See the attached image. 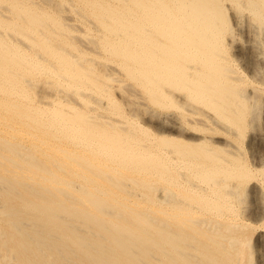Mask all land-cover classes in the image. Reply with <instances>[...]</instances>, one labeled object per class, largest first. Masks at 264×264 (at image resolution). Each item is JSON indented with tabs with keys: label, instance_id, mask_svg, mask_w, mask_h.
Here are the masks:
<instances>
[{
	"label": "bare ground",
	"instance_id": "bare-ground-1",
	"mask_svg": "<svg viewBox=\"0 0 264 264\" xmlns=\"http://www.w3.org/2000/svg\"><path fill=\"white\" fill-rule=\"evenodd\" d=\"M254 140L264 0H0V264H264Z\"/></svg>",
	"mask_w": 264,
	"mask_h": 264
},
{
	"label": "rangeland",
	"instance_id": "rangeland-1",
	"mask_svg": "<svg viewBox=\"0 0 264 264\" xmlns=\"http://www.w3.org/2000/svg\"><path fill=\"white\" fill-rule=\"evenodd\" d=\"M241 36H243V35H241ZM241 36H239L241 39L242 38H244V36L243 37H241ZM240 60H241V62H242V59L240 58ZM118 91V90H117ZM119 92V91H118ZM246 142V139H245V141H244V143ZM263 143H257V141H252V143L250 144V146H251V150L254 152V153H256V152H258V150H260V149H262L263 148ZM249 149V148H248ZM245 195H247V196H245ZM245 195H241L240 196V198H244V200H243V202L241 203L242 204V206H241V204H240V206L242 207V208H244V206H246L245 208H246V210H248V211H246V210H244V212H248L247 214H249V213H252V212H258V211H260V210H258V209H260V206H261V198L259 197V196H257V195H252L250 192L248 193V191H247V194H245ZM257 197V198H256ZM246 198H247V200H246ZM249 198V199H248ZM255 198V199H254ZM254 199V200H253ZM258 199V200H257ZM250 200V201H249ZM259 201L258 203H257V201ZM254 201V202H253ZM247 202V203H246ZM253 203V204H252ZM243 204H244V206H243ZM249 205H251V206H249ZM253 205V206H252ZM249 207V208H248ZM257 208V207H259V208H257V209H255V208ZM250 208H253L252 210L250 209ZM249 210H250V212H249ZM261 232V231H260ZM256 234H254V236H255ZM254 236H253V238H254ZM254 242V241H253ZM255 258L257 259V256H258V254H255ZM255 259V260H256Z\"/></svg>",
	"mask_w": 264,
	"mask_h": 264
}]
</instances>
